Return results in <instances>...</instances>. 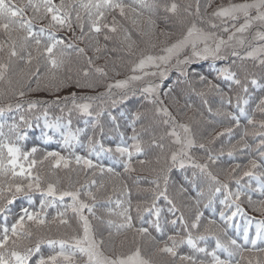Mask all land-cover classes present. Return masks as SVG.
Here are the masks:
<instances>
[{
    "label": "snow or ice",
    "instance_id": "obj_1",
    "mask_svg": "<svg viewBox=\"0 0 264 264\" xmlns=\"http://www.w3.org/2000/svg\"><path fill=\"white\" fill-rule=\"evenodd\" d=\"M245 202L264 216V0H0V264H264V219L229 235Z\"/></svg>",
    "mask_w": 264,
    "mask_h": 264
},
{
    "label": "trees",
    "instance_id": "obj_2",
    "mask_svg": "<svg viewBox=\"0 0 264 264\" xmlns=\"http://www.w3.org/2000/svg\"><path fill=\"white\" fill-rule=\"evenodd\" d=\"M217 3H227L228 0H216ZM59 36L64 37L66 39L70 38L69 34L67 33H58ZM78 47H83L84 45L82 44H77ZM69 55H70V59L72 61V65L73 67H77L79 64H82L83 61L77 57L75 55V53L69 49ZM88 55H92V53L89 51ZM216 63L217 66H219L220 63L222 62H213V61H199L196 64L193 65V68H195L198 72H200L201 74L204 75H209V78L214 77L215 72L213 70L212 67H210V65ZM97 64L99 66H103L105 64V60L101 59L99 61H97ZM111 75V74H110ZM73 79L75 80L76 78V73L73 72L72 73ZM124 78L123 76L121 77H116V79H122ZM175 81H176V74L175 73H171L170 74V78L168 80H165L163 83L166 87L169 86H174L175 85ZM33 87H35V84L33 83ZM185 86H181V88H177V92H181V90L184 88ZM71 91H77L78 94H89V95H95L96 92H103L104 91V87L101 85L98 89H96V91H92L90 89H84V90H78L73 88H68V89H64L62 90L58 95L59 96H67ZM57 99V95H53L50 94L48 92L45 91H37V92H33L30 93L29 95H27L25 97V100H47L49 102H52L54 100ZM187 99L190 102H192L197 108H199L201 106V99L200 97L196 96L194 93H188V92H183V98L181 99V105L183 104L184 100ZM136 105L134 103H130L127 107L132 108L135 107ZM50 111L56 115L59 114V111L57 108L53 107L52 109H50ZM192 112H189L188 115H192ZM79 118L74 117V121L77 120ZM186 119V117H185ZM123 123V122H121ZM80 126H83L82 121L80 122ZM130 134V132H129ZM104 142L106 145H112L114 146L116 143L119 142V133L118 132H113V131H109V126L107 124H105V137H104ZM38 145L41 147H47L50 150H59V146L53 142L50 143L49 145L45 146L43 145L42 141L39 139V129H35L34 133H30V139L27 142V147H31L33 145ZM79 151V150H78ZM225 161L227 162V157L224 158ZM246 159V157L242 156L240 153L236 154V161L235 162H243ZM105 163H109V161H105ZM137 168L139 169V166L137 165ZM119 171H122V168H118ZM148 177V174L146 172H140L139 170L137 172L134 173H130V174H124L123 179L125 180V182L128 184L129 188L132 191V200H133V207H135L137 200H142L145 196L149 195L146 193H142L139 191L140 188H144L147 187L148 185L145 183V180ZM139 180L140 184L139 187L137 186V184L135 183V181ZM234 190V189H233ZM175 194V193H174ZM258 194H253V199L257 200ZM177 199H179V197H177ZM143 207V205H142ZM161 207H164L163 202L161 201ZM217 207H219V205L217 204ZM242 207L244 208L246 215L244 216H238L235 221L232 222L233 226L229 228V235L240 239V237L242 236V232L243 229L245 227V222L247 220H251L252 221V227L250 229V235L254 234L255 231V223L264 219V216H261L259 213L257 212H253L251 211L250 207L248 206V204L245 202L244 204H242ZM211 213L208 210H205V216H209ZM133 215L135 216L136 213L135 211H133ZM145 218L147 219V214L145 213ZM164 215H168L167 214V208L165 207V212ZM242 242V241H241ZM209 246L212 247L214 246V242L213 241H209ZM181 251H188V249L182 248Z\"/></svg>",
    "mask_w": 264,
    "mask_h": 264
}]
</instances>
